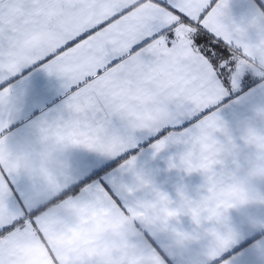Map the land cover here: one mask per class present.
I'll return each mask as SVG.
<instances>
[{
  "label": "snow or ice",
  "instance_id": "6c2138e0",
  "mask_svg": "<svg viewBox=\"0 0 264 264\" xmlns=\"http://www.w3.org/2000/svg\"><path fill=\"white\" fill-rule=\"evenodd\" d=\"M257 5L264 11L261 0ZM229 6L230 0H0V264H31L36 242L46 264H65L52 236L65 208L114 214L156 231L148 211L156 197L191 208L192 233L219 234V248L206 251L207 264H230L224 253L235 235L228 213L241 194L238 161L230 169L226 160L238 148L219 113L238 90L253 50L264 52V34L253 41L247 29L227 24ZM35 68L61 78L68 94L67 117L42 133L55 132L76 148L109 158L137 147L138 135L159 137L156 153L183 144L179 166L204 175L206 194L192 199L181 191L177 204L137 176L135 186L124 188L131 198L126 204L103 181L76 183L68 174L52 192L61 200L58 208L26 202L18 183L34 153L13 152L6 129L12 85ZM258 132L248 128L244 144ZM218 136L227 139L222 143ZM123 168L133 170L135 158ZM136 235L132 229L106 264H166L159 253L143 250Z\"/></svg>",
  "mask_w": 264,
  "mask_h": 264
},
{
  "label": "crops",
  "instance_id": "0c3cea01",
  "mask_svg": "<svg viewBox=\"0 0 264 264\" xmlns=\"http://www.w3.org/2000/svg\"><path fill=\"white\" fill-rule=\"evenodd\" d=\"M261 2L264 3V0ZM261 12L257 0H230L225 22L247 29L249 36L255 41L258 33L249 25ZM259 63L264 64V55L261 56ZM12 88L9 124L6 129L9 147L18 154L34 153L40 143L42 129L54 125L61 117H67V91L61 78L49 75L42 68L27 72L12 85ZM262 110H264V80L250 73H244L238 90L219 113L238 148L235 156L226 160V165L230 169L235 168L233 160L238 161L235 175L239 170L247 169L256 163L255 149L250 143L245 145L242 136L248 128H254L259 131L258 134H264V116L259 115ZM159 139V137L138 135L137 147L124 157L116 158L105 157L84 148H74L69 153L70 174L76 183L88 180H90L89 184L103 181L126 204L131 202V198L126 197L124 188L135 186L138 183L137 176L149 182L157 190L166 193L177 204L181 191L192 199H199L201 195L206 194L204 175L202 173L189 175L179 166L180 159L187 150L185 145L170 143L165 150L156 153L153 145ZM218 139L223 143L227 138L218 136ZM131 158H135V168L131 171L125 170L123 165ZM173 164L176 166L173 167ZM95 176V180L89 179ZM30 185L28 176L23 177L18 183L19 195L26 202L46 210L59 207L61 200L53 194L39 203H34L29 196ZM260 191L264 193V185L260 186ZM144 195V193L136 194L137 198H143ZM70 219L71 217H65L66 221ZM228 226L235 235V243L224 253V258L228 259L230 264H264V204L230 210ZM182 228L186 232L194 231L195 226L190 217L182 218ZM133 230L137 234L135 242L145 251L159 253L166 264H207L206 249L199 244L181 250L175 247L169 236L148 229L146 226L137 224L133 226ZM66 252L69 255L76 253V264H79L78 250L66 249ZM58 253L61 255L59 251ZM96 254L107 257V250L98 249ZM30 257L31 264H46L47 256L39 242H36L30 250ZM106 262L107 259L104 264ZM65 264H67L66 260Z\"/></svg>",
  "mask_w": 264,
  "mask_h": 264
},
{
  "label": "clouds",
  "instance_id": "9594fccd",
  "mask_svg": "<svg viewBox=\"0 0 264 264\" xmlns=\"http://www.w3.org/2000/svg\"><path fill=\"white\" fill-rule=\"evenodd\" d=\"M249 27L264 34V11L253 19ZM262 55L261 51L253 50L251 59L244 63V73L256 78L264 76V71H261L264 64L259 63ZM250 144L256 152V163L235 175L236 187L241 194L233 198L237 208L264 204V193L260 191V186L264 185V134H257ZM74 148L75 145L55 132L42 133L40 143L24 169L31 181L29 196L34 203L51 195L57 182L70 174L69 153ZM148 211L153 228L169 236L177 249L187 250L197 244L208 252L219 248L218 233L183 230L182 218L188 217L191 208L173 207L165 199L156 197ZM65 217H71L70 221H66ZM132 229V221L127 218L65 208L60 211L53 226V245L65 257L67 264H76L77 256L76 253L67 254L66 249L79 251V264H104L108 256L97 255V250L106 249L108 255L119 251L130 240Z\"/></svg>",
  "mask_w": 264,
  "mask_h": 264
},
{
  "label": "trees",
  "instance_id": "16d2710c",
  "mask_svg": "<svg viewBox=\"0 0 264 264\" xmlns=\"http://www.w3.org/2000/svg\"><path fill=\"white\" fill-rule=\"evenodd\" d=\"M98 176V175H97ZM94 178H96V176L94 177ZM90 180H88V182H89ZM75 194H77V193H72V195H75Z\"/></svg>",
  "mask_w": 264,
  "mask_h": 264
}]
</instances>
